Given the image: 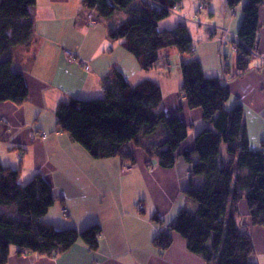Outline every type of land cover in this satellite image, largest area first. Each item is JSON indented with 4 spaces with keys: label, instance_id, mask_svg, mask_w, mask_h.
Masks as SVG:
<instances>
[{
    "label": "crops",
    "instance_id": "obj_1",
    "mask_svg": "<svg viewBox=\"0 0 264 264\" xmlns=\"http://www.w3.org/2000/svg\"><path fill=\"white\" fill-rule=\"evenodd\" d=\"M246 1L243 0L235 10H229L227 0L220 9L215 7L213 0H209L203 9L214 17L220 14V22L215 23L223 32L218 35L228 40V43H222L213 39L209 43L214 47L215 44L225 47L220 49H228L230 57L225 56V62L221 60L223 53L215 54V60L206 55L199 58L205 74L222 78L229 89L231 99L227 105L231 108L237 103L243 105L249 143L258 150L264 142V60L253 56L250 71L236 78L238 54L232 48V36L238 35ZM202 6L203 2L187 8L186 12L177 10L175 16L181 21L180 16L187 15L188 25L202 27L191 19L195 16L197 21L199 15L202 21L208 19L207 14H202ZM89 13L81 0H37L32 14L35 22L33 42L37 44L39 58L34 64L30 62L31 56L26 54L29 46L18 50L13 58L14 65L25 74L30 96L22 106L10 102L0 104V147L12 153L5 162L8 167L20 171L19 182L23 179V185L37 175L45 177L52 185L57 202L43 219L46 223L56 229L78 232L98 225L102 230L99 244L92 250L79 241L58 256L19 255L14 247L7 264H209L204 257L192 254L186 241L175 232H171L173 242L169 249L161 251L154 244L161 233H170L182 211L195 212L200 205L206 204L223 215L227 213V207L219 196L204 191V178L194 176L190 165L180 159L175 168L165 170L144 150L131 146L135 165L127 163L129 169L125 170V162L121 158L95 160L57 128L55 112L59 103L70 98H102L104 81L114 69L133 85L141 82L131 77L121 65L122 57L134 69V62L129 58L132 55L121 43L113 48L109 39L112 29L122 20L111 22L110 18H100L96 26H90ZM257 41V54L264 56V8L260 10ZM174 53L178 54L180 66L190 59L175 49L164 50L161 58L165 60ZM69 54H73L76 60H72ZM227 64H231L230 72L225 75L223 68ZM85 66L89 69L86 70ZM166 69L170 72L171 66ZM157 70L158 67L155 68L156 75ZM161 79L165 84L172 79L165 74L152 81L162 88V108L166 113L189 125V137L183 149L190 150L197 132L206 127L202 112L188 109L180 95L181 88L166 92ZM43 134L48 137L42 139ZM161 138L143 139L150 145ZM194 159L198 161L197 155ZM140 205L144 207L142 211L138 208ZM63 207L68 211L67 216L62 213ZM239 208L241 223L251 234L255 247L253 260L264 264V227L252 225L245 202H241ZM157 217L160 222L155 220Z\"/></svg>",
    "mask_w": 264,
    "mask_h": 264
},
{
    "label": "trees",
    "instance_id": "obj_2",
    "mask_svg": "<svg viewBox=\"0 0 264 264\" xmlns=\"http://www.w3.org/2000/svg\"><path fill=\"white\" fill-rule=\"evenodd\" d=\"M243 0H227L235 10ZM185 0H81L84 8L99 19L111 18L117 10L129 17L109 34L120 41L140 68L151 71L164 50L175 49L190 59L181 64L182 87L189 110H201L206 127L195 137L193 148L183 149L189 137V125L169 116L162 108L163 91L152 80L131 84L119 71L105 79L102 98H70L59 103L55 115L57 128L81 145L95 160L121 158L135 165L131 146L142 149L165 170L175 168L183 159L194 176L204 178L206 193L219 196L227 207L223 215L202 204L197 211H182L170 233H161L154 244L161 251L173 242L171 232L180 235L188 250L209 264H257L251 234L241 223V202H246L253 226L264 227V142L254 150L249 143L244 107L237 103L231 110V93L220 77H208L186 25L175 30H159L157 24L177 11ZM209 0H203L202 8ZM37 0H0V104L22 106L30 96L25 74L16 71L11 52L33 43L35 22L32 9ZM264 0H247L238 31L236 78L250 71V60L257 51L260 10ZM96 13V15H95ZM222 40L218 32L213 39ZM229 64L223 68L228 75ZM142 120L144 123L142 124ZM163 126V127H161ZM143 132V135H142ZM159 133L156 143L143 138ZM42 136V135H41ZM197 155L198 161L194 157ZM20 171L0 162V264H7L13 247L18 254L58 256L82 241L95 250L101 227L93 225L82 232L56 229L43 219L55 205L52 185L37 175L21 185ZM160 222V218H155Z\"/></svg>",
    "mask_w": 264,
    "mask_h": 264
},
{
    "label": "rangeland",
    "instance_id": "obj_3",
    "mask_svg": "<svg viewBox=\"0 0 264 264\" xmlns=\"http://www.w3.org/2000/svg\"><path fill=\"white\" fill-rule=\"evenodd\" d=\"M201 2H203V0H185L184 4L182 5V8L178 9V12H180V13H181V11L182 12H186L187 8H193V7H195V4L198 5ZM213 3H214V5H215V7L217 9H220L224 5V0H213ZM119 11L120 12H116L115 15H113L109 19L111 22H119L120 19L123 22V21H126V19L129 17L127 12H125V11L121 12V10H119ZM202 14H207L206 18H208V19L206 21H202L199 18L200 15H199L197 21L194 20L195 16H193L191 18L194 23L200 24V25H202V27H200L198 25H193V24H189L188 25L190 20H189V22L187 24H185L186 27H187L189 36L190 37L194 36V39H193V37L191 38L192 41L197 40L196 42H194L195 46H196V56L200 57L201 55H204V56L206 55L208 58L210 57V58L214 59L216 57L215 54L219 56L220 53H223V54H221V60L223 62H225V58H226L225 56L230 57V51H228V49L227 50L225 49L226 51H224V50L222 51V49H220V48H225V47L220 46V45H216V44H215V47H217V48H215L213 46L214 44H210L209 42H211V41L207 40L206 37L204 36L209 30H211V28H217L218 29V31H217L218 33H220L222 31V28L220 29V27H216L217 24L215 23V22H220V14H218L216 17H214V16L209 15L207 10H204L202 12ZM175 15H177V11L174 10L172 12V15H170L168 18H166L165 20H163V21H161V22H159L157 24L158 29L162 30V31H164V30H170V31L175 30L182 23ZM212 21H214V22H212ZM191 29L193 30V32L191 31ZM204 37H205V39H204ZM120 43H121L120 41L113 42L112 43V46H114L113 48H115V46H117V44L119 45ZM23 47L24 46H19V47L13 49L12 52H11V57L14 58L15 57V53L18 50H21V48H23ZM28 49L29 50H28V52H26V54H29L31 56L30 57V62H32L34 64L35 61L39 58V57H37L38 53H39V50L37 48V44H35L33 42L31 45H29ZM111 55L112 54H109L108 56H111ZM129 58L131 60H133L132 62H134V63H132V64H134V69H131L130 68L131 64H130V67H129V65L127 63V60L123 59L122 57L120 58L121 59L120 60L121 61V65H123V67H125V69L131 75V77H135L136 79H138L137 81L143 82L145 80H154V79H156V77L158 75L160 77H163V75L166 74V75H169L170 78L172 79L170 81V83H167V84H165L166 82L161 79V82L163 83L166 92L168 90H172V89H175V88H179L180 89L182 87L183 79H182L180 62L178 61V54H176V53L171 54L167 59L163 60L161 58V60H159L157 62L155 68L158 67V70H157V74L158 75H156L155 68L153 70H151V71L142 70L140 68L139 64L137 63V61L134 59V57L129 56ZM166 62H168L169 65L171 66V69H170L171 71L170 72H169V69H166V64H167ZM229 65H231V64H229ZM14 67H15L16 71H19V72L23 73L22 70H20L16 66H14ZM114 70L117 71V69H114ZM227 109L231 110L232 108L229 107V105H227ZM161 127H163V126H161ZM201 131L197 132L196 136ZM191 134H193V133H191ZM142 135H143V132H142ZM158 136H160V134L156 133L155 135H153L151 137L152 138H156ZM9 154H12V153L10 151H5V149L3 147H0V162H1L2 165L6 166V167H8V164L5 161H8L7 156H9ZM2 159H3V162H2ZM21 181H20V183H21ZM245 206H247L246 202H245ZM13 208H14L13 206H9V207H6L5 210L8 209L9 211H11Z\"/></svg>",
    "mask_w": 264,
    "mask_h": 264
},
{
    "label": "built area",
    "instance_id": "obj_4",
    "mask_svg": "<svg viewBox=\"0 0 264 264\" xmlns=\"http://www.w3.org/2000/svg\"><path fill=\"white\" fill-rule=\"evenodd\" d=\"M180 18H181V22H182L184 25L187 24V23L189 22V19H188V16H187V15H182V16H180ZM88 22H89V25H90V26H96L97 23H98L93 15H89V16H88ZM217 31H218L217 28H211V30H209V31L207 32V37H208L209 39H213V38H215V37H216V34H217ZM221 32H223V30H222ZM228 36H229V35H228ZM232 37H233L234 41H235L237 44L240 42L239 39H238V37H236V36H232ZM219 41H221L222 43H228V42H227L228 40H227L226 38H223L222 40H219ZM232 48H233L234 51H236V44H232ZM69 56L71 57L72 60H76V57H75L73 54H69ZM254 56L264 60V56H263V55H259V54H257V51L254 52ZM77 61H78V60H77ZM79 63L82 64L81 61H79ZM166 68H170V65H169V64H166ZM85 69L88 70L89 67H88V66H85ZM47 137H48V135H46V134H43V135L41 136L42 139H46ZM128 169H129L128 166L125 167V170H128ZM138 208H139V210H141V211L144 209V207H143L142 205H140ZM62 213H63L64 216H67V215H68V211H67V209H66L65 207L62 208Z\"/></svg>",
    "mask_w": 264,
    "mask_h": 264
}]
</instances>
